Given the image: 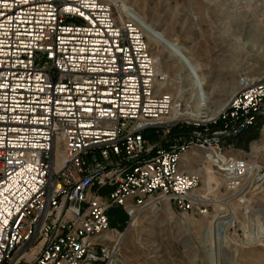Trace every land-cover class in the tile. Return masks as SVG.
<instances>
[{"label":"built area","instance_id":"2783aa9c","mask_svg":"<svg viewBox=\"0 0 264 264\" xmlns=\"http://www.w3.org/2000/svg\"><path fill=\"white\" fill-rule=\"evenodd\" d=\"M113 7L0 0V264H122L110 210L124 232L149 207L204 216L208 153L227 191L264 184L256 159L221 148L264 119V78L239 77L216 130L190 125Z\"/></svg>","mask_w":264,"mask_h":264},{"label":"rangeland","instance_id":"374dc122","mask_svg":"<svg viewBox=\"0 0 264 264\" xmlns=\"http://www.w3.org/2000/svg\"><path fill=\"white\" fill-rule=\"evenodd\" d=\"M116 1L126 11L114 5L115 14L134 23L145 37L164 77V82H158L161 92L176 96L175 81L185 74L172 57L176 47L183 49L187 62L197 66L191 80L205 78V95H195L189 82L183 87L185 110L194 111V100L204 98L205 112L214 113L223 105L224 109L239 77L264 78V0ZM183 119L190 125L199 122L188 115ZM209 123L210 130L217 129ZM221 148L228 155L256 159L264 167V119L259 138L248 142L246 149L232 139ZM199 163L195 170H201L199 189L209 198L207 213L182 215L162 205L145 209L125 232V225H115L120 236L114 241L118 240L122 264H264V184L248 193L229 192L210 161ZM121 213L113 207L109 215Z\"/></svg>","mask_w":264,"mask_h":264},{"label":"bare ground","instance_id":"6f19581e","mask_svg":"<svg viewBox=\"0 0 264 264\" xmlns=\"http://www.w3.org/2000/svg\"><path fill=\"white\" fill-rule=\"evenodd\" d=\"M107 1H109L110 3H112L113 5H116V6H121L120 8H119V6H118V8L120 9V11L121 12H125L126 10L122 7V5L121 4H119L116 0H107ZM176 47V46H175ZM182 52H183V49L181 48V47H176V48H174L173 49V51L171 52V53H173L172 54V57L174 58V60L176 59L177 61H178V63H180V64H182V68L184 69V72H185V74H184V76H182V74L179 76V79L177 80L176 79V81H175V83H176V86H175V89H177L176 90V100H177V102H179L180 103V106H181V114L183 115V116H189V117H191L192 119H194V120H197V121H199V122H202V123H208V122H210V121H212L213 119H215V117L219 114V112H221L222 111V109H223V107H224V105L222 106V107H220L216 112H214V113H211V112H205V106L204 105H202V104H205L206 103V98H202L201 97V99H203V102L202 101H199V100H197V99H195L194 100V102H193V107H194V111H192V112H189L188 110H185L184 109V107H183V101H184V99H185V97H186V95H185V92H184V90H183V87H185L186 85H187V83L190 85V87H192L193 88V92H194V94L195 95H205V92H203V86H204V84H205V78H203V77H197L196 79H194V80H191V76L190 75H192V73L193 72H195L196 73V70H197V66L195 67L194 65H196V64H190L189 62H187L184 58H183V56H182ZM198 71V70H197ZM197 73H199V72H197ZM194 76V75H193ZM193 76H192V78H193ZM187 78H188V80H187ZM161 81H163L164 82V77H161ZM186 83V84H185ZM163 83L161 82V84L160 85H162ZM191 88V89H192ZM159 90H161V89H159ZM173 95V94H172ZM174 96H175V94H174ZM200 97V96H199ZM207 159L206 158H203V160L206 162L207 160H209L211 163L213 162L212 160H213V158L210 156V154L208 153L207 154ZM245 193H248V191H246ZM165 206H167L166 204H165ZM207 230V229H206ZM258 233H260V232H258ZM205 234V233H204ZM262 234V233H261ZM258 237H259V234H258ZM121 239V238H120ZM262 239H264V237H261V240ZM217 240V239H216ZM218 241V240H217ZM255 241V240H254ZM119 242H120V240H119ZM214 243H215V241H214ZM212 246V245H211ZM216 247V246H215Z\"/></svg>","mask_w":264,"mask_h":264},{"label":"trees","instance_id":"16d2710c","mask_svg":"<svg viewBox=\"0 0 264 264\" xmlns=\"http://www.w3.org/2000/svg\"><path fill=\"white\" fill-rule=\"evenodd\" d=\"M262 122H263V119L259 118L256 125H255V128L253 130H251L249 128V129L241 132L239 135L232 138V141L234 143H236L237 147H240L241 149H246V145L248 142L257 140L259 138V128L262 125ZM181 132H183V131H181L180 128L177 127L172 131V135H177V134H180ZM109 218H110V226L112 228H115V225L121 226V228L124 227L126 217L123 213H121V215L117 216V217L112 216L110 214Z\"/></svg>","mask_w":264,"mask_h":264},{"label":"water","instance_id":"95a60500","mask_svg":"<svg viewBox=\"0 0 264 264\" xmlns=\"http://www.w3.org/2000/svg\"><path fill=\"white\" fill-rule=\"evenodd\" d=\"M240 134V133H239Z\"/></svg>","mask_w":264,"mask_h":264}]
</instances>
